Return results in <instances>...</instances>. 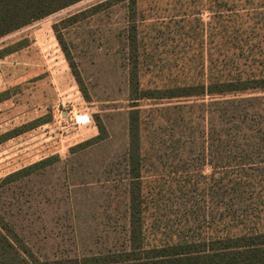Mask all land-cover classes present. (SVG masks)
<instances>
[{"label": "rangeland", "instance_id": "rangeland-1", "mask_svg": "<svg viewBox=\"0 0 264 264\" xmlns=\"http://www.w3.org/2000/svg\"><path fill=\"white\" fill-rule=\"evenodd\" d=\"M108 1L81 0L0 38V217L40 261L126 244L129 0ZM136 18L144 84L189 79L247 56L240 38L227 36L261 27L264 0H136ZM208 100L140 101L147 247L205 235ZM98 124L103 140L83 145L99 135Z\"/></svg>", "mask_w": 264, "mask_h": 264}, {"label": "trees", "instance_id": "trees-1", "mask_svg": "<svg viewBox=\"0 0 264 264\" xmlns=\"http://www.w3.org/2000/svg\"><path fill=\"white\" fill-rule=\"evenodd\" d=\"M79 1L0 0V38ZM118 1L125 0H109L106 4ZM127 9L125 67L129 109L125 247L72 260L40 261L22 239L12 235L0 217V264H264V95H246L264 91V20L257 30L230 31L228 43L234 35L239 37L242 41L239 49L241 53L245 50L247 56L237 64L231 60L219 63V71L223 72L189 79L156 82L153 79L144 84L136 0H129ZM58 40L72 73L81 84L66 46L60 37ZM229 45V49L236 48V44ZM196 97L209 98L203 110L202 157L208 170L203 195L205 235L200 240L147 247L148 203L143 188L145 156L140 101ZM97 128L99 135L83 145L92 146L103 140L104 129L99 124ZM187 143L188 140L182 141L184 149Z\"/></svg>", "mask_w": 264, "mask_h": 264}]
</instances>
